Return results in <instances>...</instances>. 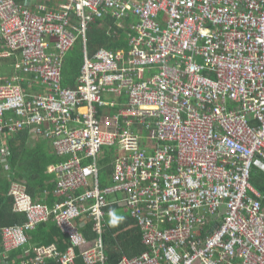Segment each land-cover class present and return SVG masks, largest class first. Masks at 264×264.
I'll list each match as a JSON object with an SVG mask.
<instances>
[{
	"label": "built area",
	"instance_id": "obj_1",
	"mask_svg": "<svg viewBox=\"0 0 264 264\" xmlns=\"http://www.w3.org/2000/svg\"><path fill=\"white\" fill-rule=\"evenodd\" d=\"M27 1L0 0V57L18 52L25 75L0 76V163L4 136L27 127L68 158L49 168L51 207L11 182L26 220L0 228V264L49 221L64 251L36 246L21 264H111L103 236L117 208L144 251L115 264H264V194L250 183L253 168L264 173V0ZM129 18L128 48L84 49L76 87L63 88V58L89 25ZM121 93L125 103L103 99ZM98 106L118 115L99 119ZM112 147L102 187L97 160Z\"/></svg>",
	"mask_w": 264,
	"mask_h": 264
},
{
	"label": "trees",
	"instance_id": "obj_2",
	"mask_svg": "<svg viewBox=\"0 0 264 264\" xmlns=\"http://www.w3.org/2000/svg\"><path fill=\"white\" fill-rule=\"evenodd\" d=\"M98 22L95 21L91 24L87 30V49L91 50L90 54L94 53L95 47L104 46L107 49L117 52L128 48V38L126 33L123 31L125 29H118V33L110 38L98 31ZM129 30V28H127ZM128 32V31H127ZM89 36H91L89 38ZM94 36L97 40L94 39ZM80 48L75 44L72 49L67 52L64 60V65L62 69V78L64 83L70 82L75 76H78L80 67L82 64V58L80 56ZM65 85V84H64ZM8 145L10 149V155L7 158V165L11 174L10 179L23 181L27 188L28 194L37 201V197L43 198V191L48 190L52 192L54 185L46 184L52 175H47L46 168L48 165L58 162V159L51 154L49 146L44 141H29L26 135L8 139ZM102 154L97 160V164L102 167H106V163L110 161V157L103 158ZM104 169V168H102ZM0 167V228L5 226H11L15 224H22L25 221V217L21 214H16L12 212V201L7 197L8 182L4 179ZM263 174V173H261ZM3 177V178H1ZM100 184L104 186L106 183V178L103 176L102 172L99 175ZM250 183L262 194H264V175L258 177V179H251ZM51 206L52 200H42ZM22 218V219H21ZM114 219L107 218L108 229L104 232V242L107 248L106 253L111 264H115L117 259L121 256H133L139 255L144 251L139 241V234L137 229L124 230L123 228L115 229ZM53 223V222H52ZM50 223L49 225H40L33 232L29 234L32 236L31 242H40L44 246L50 245L54 239L61 240L64 238L55 223ZM10 224V225H9ZM88 224L86 227L81 229V233L88 239H91V228ZM116 242V243H115ZM59 250H64V245L59 247ZM14 264H21L20 260H13ZM113 262V263H112ZM77 264H84L81 259L77 260Z\"/></svg>",
	"mask_w": 264,
	"mask_h": 264
},
{
	"label": "crops",
	"instance_id": "obj_3",
	"mask_svg": "<svg viewBox=\"0 0 264 264\" xmlns=\"http://www.w3.org/2000/svg\"><path fill=\"white\" fill-rule=\"evenodd\" d=\"M19 3H21V4H24V3H28V1L27 0H17ZM38 0H32V2H37ZM96 22H98V26H99V28H98V31H99V33H101V34H104V35H106V36H108V37H110V38H113L117 33H118V29L119 30H121V29H125V30H123L125 33H126V35H127V31H128V26L129 25H132V24H135L136 23V20H135V18H129L128 20H126V21H123L122 23L120 22V24L118 23V22H114V21H110V20H96ZM92 24H94V23H92ZM91 25V24H90ZM90 25H89V27H90ZM88 27V28H89ZM88 28H87V30H88ZM87 32V31H86ZM91 36H89V38H90ZM94 39L95 40H97V38L94 36ZM75 44H77V46H79L80 48H78L79 50H80V56H81V58H82V64H81V67H80V71H81V68H82V65H83V51H84V49L86 50V52L87 53H90L91 52V50H89V49H87V39H86V43H85V45H84V43L81 41V39L79 38L77 41H76V43ZM74 44V45H75ZM98 48V49H97ZM97 49V50H96ZM99 49H106V50H110V49H107V48H105L104 46H97V47H95V50L96 51H98ZM95 51V52H96ZM110 51H112V50H110ZM94 52V53H95ZM113 52H115V51H113ZM17 59V57H15V58H11V59H9L8 61H13V60H16ZM64 60H65V58H63V62H62V69H63V65H64ZM80 71H79V74H78V76H75V77H73L72 79H71V81L70 82H65L64 83V80H63V78H61V86L63 87V88H75L76 87V85H77V83H78V81H79V76H80ZM0 73L1 74H3V75H8V70H6V69H1L0 70ZM65 84V85H64ZM103 99L105 100V101H113V102H115V103H125L126 102V100H127V96H126V94L125 93H121V94H111V95H108V94H104V96H103ZM97 117L99 118V119H102V120H104V119H113L114 117H116L117 115H118V112H119V109L117 108V106H114V107H109V106H98L97 107ZM115 125L117 126V127H122V126H124V121H123V119L121 118V117H119L118 119H116L115 120ZM134 127H136V126H134ZM133 127V128H134ZM141 138L138 140L139 141V144H140V146L141 147H150V145H151V142L147 139V134H146V132L144 131V130H142V132H141ZM49 150H50V152H51V154L52 155H54V157H56L57 159H58V162H62V161H65L67 158H68V156L67 155H60V156H57V153H56V151H55V149H53V148H49ZM116 151V148L115 147H112V148H110V149H106L102 154H104V156H103V158H102V160L104 159V158H107V156L108 157H110V161H111V159L113 158V156H112V154L114 153ZM101 154V155H102ZM100 155V156H101ZM99 156V157H100ZM99 157H98V159H99ZM110 161L108 162V163H106V165H104V166H106V167H102V166H100V172H102V174H103V176H105V178H106V183L107 184H105V185H108V184H110L111 183V180H110V177H111V173H112V170H113V165L111 164L110 165ZM58 162H55V163H52V164H56V163H58ZM102 168H104V169H102ZM9 169V168H8ZM2 170L3 172V175H4V179H6V181L8 180V177H9V173H10V171L9 170ZM46 173V172H45ZM47 174V173H46ZM264 174V173H263ZM47 175H49V174H47ZM1 178H3V177H1ZM8 182V181H7ZM52 184V185H54V188H53V190H51L52 192H49L48 190H44L43 191V198L41 199L40 197H37V201L39 202V203H41V204H47V203H44L42 200H52V204L54 203V202H56L57 201V198L56 197H54V195H53V193L55 192V189H56V183H57V178H56V176L54 175H52V177H51V179L48 181V182H46V184ZM104 185V186H105ZM104 186H102V187H104ZM51 204V205H52ZM48 205V204H47ZM49 207H51V206H49ZM117 208V207H116ZM117 216H116V218H115V220H114V224H115V226H114V228L115 229H117V228H123V229H126V230H132V226H133V221L130 219V218H128V216L127 215H123V212H122V210L121 209H118L117 208ZM110 219H112V218H110ZM50 223H52L51 221H49V222H46V223H42V224H44V225H49ZM54 223V222H53ZM52 223V224H53ZM106 223H107V218H106ZM42 224H40V225H42ZM40 225H38L37 227H39ZM87 226V225H86ZM85 226V227H86ZM36 227V228H37ZM35 228V229H36ZM34 229V230H35ZM83 229V228H82ZM34 230H32V231H30V232H33ZM29 232V233H30ZM28 233V237L30 238V242H29V244H27V245H25V247L24 248H20V249H17V250H13V251H11V252H9L8 253V256H9V261H10V263H13L14 264V262H13V260L14 259H16V260H19L20 259V256L23 254V253H25V252H27V253H30L31 252V250L33 249V247H36V246H41L42 244H39L40 242H35L34 241V243H32L31 242V239H32V236L30 235ZM53 242H56V243H58V245H59V247H62V245H64V249H65V243L67 242V240L65 239V237L64 238H62L60 241L59 240H57V239H54V241ZM116 243V242H115ZM142 246V245H141ZM143 247V246H142ZM144 248V247H143ZM62 251H64V250H62ZM104 254L106 255V256H108V254L106 253V251H107V248H106V246H105V242H104Z\"/></svg>",
	"mask_w": 264,
	"mask_h": 264
},
{
	"label": "clouds",
	"instance_id": "obj_4",
	"mask_svg": "<svg viewBox=\"0 0 264 264\" xmlns=\"http://www.w3.org/2000/svg\"><path fill=\"white\" fill-rule=\"evenodd\" d=\"M72 49V48H71ZM70 49V50H71ZM70 50H68L67 52H69ZM67 54V53H66ZM66 56V55H65ZM65 56H64V58H65ZM15 57H17V59L16 60H13V61H8L9 59H11V58H15ZM20 62V58H19V54H18V52H15L14 54H11L10 56H7V57H0V70L1 69H6V70H8V75H3V74H1L0 73V76H1V78H9V77H12V76H14V75H18L19 77H24L25 75L24 74H22L19 70H17L16 68H15V65L16 64H18ZM61 78H62V73H61ZM21 85H22V88L24 89V91H25V94H30V93H32L33 91H36V88L35 87H31V85H28L27 84V82L26 81H24V82H21ZM27 99H29V98H27ZM21 118L22 117H18V116H16L15 115V119L16 120H18V121H20L21 120ZM22 134H24V135H26L27 136V138L29 139V141H33V142H35V141H44L48 146H49V148H53L54 149V146L52 145V141L51 140H46V139H44L43 137H41V136H38V135H36L34 132H33V130H32V128L31 127H27V128H23V129H20V130H17L16 132H13V133H9V134H6L4 137L5 138H3V140H4V142H5V144L7 145V147H8V150H9V153H8V156L10 155V149H9V145H8V139L10 138H15V137H18V136H21ZM142 135V134H141ZM142 137V136H141ZM105 151V150H104ZM8 156H6L5 157V161H4V163H0V167H1V169L2 170H7L9 167H8V165H7V158H8ZM57 156H59V155H57ZM112 156H113V154H112ZM63 162V161H62ZM58 163H61V162H58ZM57 164V163H56ZM54 164H50V165H48L47 166V168H46V173L47 174H49V175H53L54 176V174L53 173H50L49 172V168H50V166H53ZM10 177H11V174L9 173V177H8V189H7V193H6V195L8 194V190H9V187H10V184H11V182H13V181H18V182H22L23 183V181H19V180H12V179H10ZM24 184V183H23ZM25 185V184H24ZM25 188H26V186H25ZM26 192H27V188H26ZM28 193V192H27ZM29 196L31 197V195L29 194ZM7 197L8 198H10L11 199V201H12V205H13V200H12V198L11 197H9L8 195H7ZM31 199L32 200H34L32 197H31ZM35 201V200H34ZM12 212L13 213H16V212H14L13 211V209H12ZM16 214H19V213H16ZM21 215H23V214H21ZM24 216V215H23ZM25 217V216H24ZM26 220V219H25ZM29 233V232H28Z\"/></svg>",
	"mask_w": 264,
	"mask_h": 264
},
{
	"label": "rangeland",
	"instance_id": "obj_5",
	"mask_svg": "<svg viewBox=\"0 0 264 264\" xmlns=\"http://www.w3.org/2000/svg\"><path fill=\"white\" fill-rule=\"evenodd\" d=\"M86 34H87V32H86ZM261 173H263V172H261L260 170H258L256 168H253L252 172H251V179H258L259 176L264 175ZM116 216H117V211L115 212L114 218H116ZM114 218H112V219H114ZM91 238L92 239L95 238V234H91Z\"/></svg>",
	"mask_w": 264,
	"mask_h": 264
},
{
	"label": "bare ground",
	"instance_id": "obj_6",
	"mask_svg": "<svg viewBox=\"0 0 264 264\" xmlns=\"http://www.w3.org/2000/svg\"><path fill=\"white\" fill-rule=\"evenodd\" d=\"M22 219V218H21ZM10 225V224H9ZM113 263V262H112Z\"/></svg>",
	"mask_w": 264,
	"mask_h": 264
}]
</instances>
